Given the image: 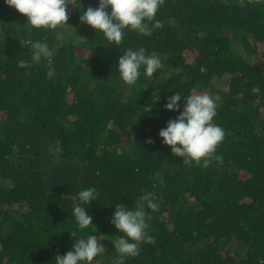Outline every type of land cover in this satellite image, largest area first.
I'll use <instances>...</instances> for the list:
<instances>
[{
  "label": "trees",
  "instance_id": "trees-1",
  "mask_svg": "<svg viewBox=\"0 0 264 264\" xmlns=\"http://www.w3.org/2000/svg\"><path fill=\"white\" fill-rule=\"evenodd\" d=\"M68 12L62 28L29 31L0 0V264H55L71 250L76 193L88 186L95 229L77 236L105 245L95 264L118 255L115 205L148 200L158 204L146 209L155 241L125 264H264V0H165L163 27L128 31L118 48ZM32 40L56 54L21 69ZM128 47L164 67L125 84L118 59ZM192 89L217 99L226 133L207 168L184 164L158 135L179 114L166 97Z\"/></svg>",
  "mask_w": 264,
  "mask_h": 264
},
{
  "label": "clouds",
  "instance_id": "clouds-1",
  "mask_svg": "<svg viewBox=\"0 0 264 264\" xmlns=\"http://www.w3.org/2000/svg\"><path fill=\"white\" fill-rule=\"evenodd\" d=\"M165 0H98L96 7L83 9L80 0H5V3L27 17L28 30H57L66 26L69 20V6L79 9L81 23L95 30L96 36L102 35L105 47L123 43L128 31L149 36L155 29L163 27L157 18L159 9ZM32 52L30 59H20L18 66L28 69L42 61L51 62L56 52L43 40L29 41ZM164 67L162 59L156 54H148L144 47L126 48L118 59V75L122 82L132 86L143 74L152 77ZM142 70V71H141ZM49 79L54 78V71L47 72ZM184 91L166 97L164 109L179 113L175 119L167 122L158 135L164 145L170 148L172 155L181 158L184 164H193L207 168L216 153L217 146L225 138V130L214 122L217 115V99L206 93L192 89L186 95ZM183 96V104L181 100ZM155 100H159L157 95ZM182 107V111H181ZM220 160V156H215ZM78 203L72 213L77 224V231L92 227V217L87 214L89 205L97 200L95 187L88 186L76 193ZM151 212L158 209L152 200L145 206L126 207L115 205L110 223L123 235L116 237L114 247L118 255L112 264H125L129 258L140 254L139 242L154 243L150 234ZM94 228V227H92ZM95 229V228H94ZM77 231H68L75 238L71 250L55 257V264H95L105 254V245L93 234L79 235Z\"/></svg>",
  "mask_w": 264,
  "mask_h": 264
}]
</instances>
